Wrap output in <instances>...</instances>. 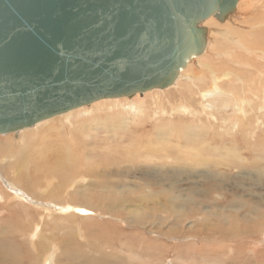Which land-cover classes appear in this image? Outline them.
Listing matches in <instances>:
<instances>
[{"label": "rangeland", "instance_id": "rangeland-1", "mask_svg": "<svg viewBox=\"0 0 264 264\" xmlns=\"http://www.w3.org/2000/svg\"><path fill=\"white\" fill-rule=\"evenodd\" d=\"M213 21L219 27H208L212 33L211 40L214 39L211 43V51L215 57L211 60L201 61L194 72L188 73L191 77H187L189 75L185 74L187 78L181 83L184 82L188 87L177 83L165 90L158 89L150 91L148 94H138L140 100L137 98V101L144 100L145 107L148 105L147 112L152 110L149 112L151 116L145 114L140 116V119H147V122L142 120L141 125L143 130L149 133L144 136L146 143L132 146L133 143L128 144L126 138L119 137L120 135L126 137L125 133L127 132L121 131L116 137L114 135L116 131L113 132L112 129L107 132L85 131L82 137L80 162L72 164V167L64 170L65 175L62 180L58 177L56 179L47 178L52 185L40 187L36 191L38 194L34 196V191L30 195L25 189V187L28 188V184L35 183L29 177L27 169H20V173L23 175L19 176V180L24 179L21 181L23 184H20L21 187L23 186L21 188L20 185L16 186L13 181V175L15 174L14 176L17 177L18 174L4 168L10 162H6V158L0 159V192L3 194L6 192L11 196L18 192L21 198L15 200L24 203V206L19 208L13 201L14 204H11L14 206L9 208L12 215H0V264H45L46 262L50 263V260L51 264H99L100 261L102 264H264V111L260 110V108L264 109V41H256V35L261 31L263 34H260L264 36V31L261 30L264 29V0H249V9L239 21L238 26H232L228 19L224 23H220L215 18ZM213 34L216 36L213 37ZM249 43L254 47L251 48ZM215 75H218L217 78L222 77L226 80L221 79L223 85L221 90L231 92V88L239 87V92H233L237 98L244 99L245 109L242 121L247 122L250 127H253V124L259 126L260 131H257L256 134L259 139L250 140L248 138L250 136L247 134H250L251 131L247 132L246 129L243 131L232 130L234 134L238 135L244 132L246 135L235 136L232 133L225 137L226 132L223 131V128L226 126L231 128V124L227 123L224 126L218 119L234 115V109L233 111L231 108L223 110L220 108V104L216 103L215 106L218 105L219 108L213 114L215 120L210 116L212 110L204 113L201 106L198 105L197 97L200 96V92L196 97L190 91H198L200 87V89L206 87L200 83L201 81L199 88L195 86L197 83L195 79L204 78L208 86L212 82L215 86L213 81L217 79ZM251 81L254 82V85L250 84ZM217 90L219 89L217 88ZM180 93L184 94L180 96ZM192 95L195 96L193 100L190 99ZM261 99L262 102H260ZM187 100L193 102L189 106L202 113V118H189L190 116L178 114L177 109L182 106L181 103ZM126 102L128 103V101ZM95 106L93 104L86 106V110H89L91 115L92 111L97 110L98 114L95 112L94 115H98L100 118L104 117L99 121L102 125L105 123L107 113H114L112 112L114 111L113 107L104 104L103 107H106V110L105 108H91ZM99 113H104V115ZM170 113L177 116L173 118ZM260 113L263 114V117ZM168 114L171 115L168 118L171 121L165 118ZM63 117L61 115L49 119V121L46 120L47 122L43 121L48 124L43 123L42 127H48L56 119L59 121L64 119ZM109 117L110 119H121V123L126 119L117 116ZM71 124L74 125V131L71 134L62 132L60 139L67 137L64 135L78 136L76 131L79 123L71 121ZM153 125L155 127L157 125L158 127L169 126L167 133L171 135L163 136V140L159 142H147L153 132ZM35 127L28 129L33 130ZM179 127L182 129L180 130ZM172 128L174 129L171 130ZM21 133L22 131L17 137L15 134H7L0 135V138L10 137L17 141L20 139ZM195 133L196 138H194ZM216 136H219L221 141ZM103 138H109L110 143L104 141ZM243 139L248 143V146L252 144L253 147H256L257 152L254 153L251 149H246L248 146L244 145ZM188 140H194V142L190 141V147L187 144ZM67 144H63L66 152L69 147ZM209 144L216 149L208 151V153L204 149ZM150 148L155 149L154 155L149 154ZM200 149L206 154L205 157L208 160L230 161L223 166H217L212 162L201 164L200 159L203 155L199 154ZM157 157H160L161 161ZM192 159H195L193 164L184 163L192 162ZM235 159L240 160L242 164H248L247 168L235 170ZM104 161L113 162L109 170L115 171L114 175L107 177L106 180L116 182L119 184L117 185L118 191L127 190V192H131L130 195L121 196L116 193L112 196H103L105 198L96 196V193H100L104 188L103 186L92 188L93 185H88L89 181L97 183L98 178H90L85 172L97 166H104ZM157 162L158 164H156ZM153 172L161 174L162 182L160 177L156 178L152 174ZM176 172H179L180 177L176 175ZM42 176L38 174V180L44 181V176ZM80 176H86V178L81 179ZM56 184L61 189L59 197H55L53 189ZM71 194L74 195L71 196ZM93 197L95 199L90 200ZM89 202L94 207L89 206ZM2 204H4V200ZM53 207L55 208L53 209ZM90 207L98 213H94V215L89 209ZM56 208L62 209V212L65 213L64 217L68 216L71 220L58 222L51 214L61 216L55 210ZM41 212L44 214L51 212L52 218L47 219L44 226V222L40 221L39 214ZM186 220L188 221L186 222ZM40 222L39 228L37 227L38 229L35 231L37 235L35 243L42 240L45 246L39 248L37 244H32V238L31 241H27V236L32 232L34 225L36 226ZM82 226L85 227L84 232H79ZM221 230L222 233H220ZM69 240L71 241L68 242ZM211 242L212 244H210ZM152 243L153 245L149 246ZM239 246L241 250L238 248ZM150 249L154 252H162V260L154 254H148ZM186 249L189 251L188 254L185 253ZM193 250L196 252L193 253L194 255L192 254ZM85 257H88L91 262L85 261Z\"/></svg>", "mask_w": 264, "mask_h": 264}, {"label": "water", "instance_id": "water-1", "mask_svg": "<svg viewBox=\"0 0 264 264\" xmlns=\"http://www.w3.org/2000/svg\"><path fill=\"white\" fill-rule=\"evenodd\" d=\"M239 1L0 0V135L170 88Z\"/></svg>", "mask_w": 264, "mask_h": 264}, {"label": "bare ground", "instance_id": "bare-ground-1", "mask_svg": "<svg viewBox=\"0 0 264 264\" xmlns=\"http://www.w3.org/2000/svg\"><path fill=\"white\" fill-rule=\"evenodd\" d=\"M249 9V0H240L239 1V4H238V7H237V11L235 12L234 15H231L228 20H229V23L232 24V26H238V23L239 21L242 20V18L245 16V14L247 13V10ZM214 17H211L210 19H208L207 21H205L204 26L206 28H208L209 26L211 27H217V24L215 23V21H213ZM259 21V20H258ZM241 23V22H240ZM261 23V22H260ZM240 26V25H239ZM252 28V27H251ZM212 30V29H211ZM264 31V29H261ZM211 31H209V36H208V39H209V45H208V48H207V51L200 57L198 58H195L193 61H191V63L189 64L188 68H186V70L182 73L181 75V78L178 80L180 85L182 84L181 82L182 81H185L187 77H191L188 73L190 72H194L197 68V65L201 63V61L205 60V59H212L215 57V55L212 54V51H211V43H213V41L211 40L212 39V33H210ZM261 34H263V32L261 31L260 32ZM257 34L256 35V41L258 42H263L264 41V36L261 35V34ZM215 34H213V37ZM216 39V38H215ZM238 40V39H237ZM257 42V43H258ZM255 43V42H253ZM251 48L254 47L253 45H251L250 43L248 44ZM217 47V46H216ZM251 52V51H250ZM227 54V53H226ZM248 55V54H247ZM243 57V56H242ZM220 58V57H219ZM223 59V57H222ZM250 60V59H249ZM243 61V60H242ZM249 64V63H248ZM247 64V65H248ZM203 68V67H202ZM252 68V67H251ZM213 70V69H212ZM234 70V69H233ZM253 71V69H252ZM227 72V71H226ZM254 72V71H253ZM219 73V72H218ZM242 73V72H241ZM185 74H188L189 76L185 75ZM248 74V73H247ZM252 74V73H251ZM213 75V74H212ZM187 76V77H186ZM216 76V75H215ZM218 76V75H217ZM217 76L215 78H217ZM257 76V74H256ZM227 77V76H226ZM246 77V76H245ZM260 77V76H259ZM193 78V76H192ZM211 78V77H210ZM214 79V78H213ZM221 79L222 77H218L217 79H214L213 81L215 82V86H214V83L210 81V85L208 86L207 85V82H205L204 78H201V77H198L196 78L195 80H197V83L195 81V86H197L198 88L200 87V85L202 84L204 87V89H198L197 90H191L190 92L195 95L196 97L198 96V93L200 92V96L197 97V99H199V103L198 105L201 106L202 110L205 112H209L210 110L211 111V114L210 116L211 117H214V113L215 111L219 108V106H215V104H220V108L223 109V110H228V109H234V115L232 114V116L228 117V118H225V117H221L219 118L218 120L220 121L221 120V124L225 126V124L229 123L231 124V128L226 126L224 127L223 131L226 132V134L224 135L225 137L226 136H230L232 135V130L233 129H239L240 131H243L244 129H246L247 132L251 131V133L247 134L249 135L250 137H248L250 140L251 139H259L256 134H257V131H260L258 129V127L253 124L252 126L253 127H250V125H248L247 122H244L242 121L243 118H242V115L244 113V104H243V100L241 97L237 98L236 97V94H234V92H239L238 88L234 87V89L231 88V92H225L223 90H221V86L222 83H221ZM227 79V78H226ZM181 80V81H180ZM193 80V79H192ZM212 80V79H211ZM224 80V79H222ZM229 80V79H228ZM263 80V79H262ZM201 81V82H200ZM208 81V80H207ZM226 81V80H224ZM233 81V80H232ZM247 81V80H246ZM201 84H200V83ZM177 83H175L173 86H175ZM199 83V84H198ZM219 83H221L219 85ZM198 84V85H197ZM245 84V83H244ZM250 84H253L254 85V82L251 81ZM184 87H188L184 82L183 84ZM249 85V84H248ZM171 86V87H173ZM260 86V85H259ZM170 87V88H171ZM217 88L219 90H217ZM183 89V88H182ZM187 89V88H186ZM196 89V88H195ZM157 90V89H156ZM234 91V92H233ZM150 91L148 92H145L143 93L144 94H148ZM187 94V92H185ZM190 93V94H191ZM182 94L184 93H180L179 95L181 96ZM190 96L191 100L194 99L195 96ZM239 95V94H238ZM136 96V97H134ZM133 97H123V98H117V99H104V100H101V101H98V102H95L93 103V105L95 107H91V108H99V109H103L105 108L106 110V107H103L104 104H109V106L113 107V110L112 112L114 113H107V116L105 117V123L101 125V123H99L100 120H102L103 118H100L98 115H94V113L96 112L97 113V110L95 111H92V115L90 114L89 110H86V107H82L80 109H76L75 111H72V112H69L67 114H64L62 116H64L63 118L64 119H61L59 121H52L53 123L49 124L48 127H42L43 126V123L44 124H48V123H45V122H42L38 125H36L35 129L31 130V129H24L21 130L22 133L20 135V139L17 140V141H14L12 140V138L8 137V138H5V139H2L0 138V159L1 158H6V162H10L8 166H5L4 168L6 170H11L13 172H16L18 174V176H14L13 175V172H12V175H13V181L15 183L16 186H19L20 184H22V179L21 178V181L19 180V176L20 175H23L20 173V169L22 168H25L27 169L28 173H29V177L32 178V180L35 181V183H31V184H26V186H28V188L25 187V189L29 192L30 195L32 191H34V195H37L38 192L36 193L37 189H39L40 187H45L46 185H48L47 187L51 186L52 184H50V181L47 180V178L49 177H52L53 179H56V177L60 178V180H62V177L65 175L64 173V170L66 169H69V167H72L71 165L72 164H76V163H79L80 162V159L82 156H80V153H81V148L83 146V142H82V137L84 136L83 134H85V131H89V130H99L100 132H107L109 129H112L113 132L116 131V133H114V135L117 137L119 136L120 132H127L125 134L126 137L124 135H120L119 137L121 139H124L126 138L127 141H128V144H132V146H137V145H140V144H143V143H146L145 142V135H148L149 133H146L145 130H143V128L141 127L142 123L143 122H147V119H140V116L143 114L147 115V116H151L149 112H151L149 110V112H147V106L145 107V102L143 101H137L139 98H138V94L134 95ZM189 96V95H188ZM184 97H186L184 95ZM256 97V95H255ZM128 98V99H127ZM138 98V99H137ZM241 98V99H240ZM263 99V98H262ZM262 99L260 102H262ZM140 100V99H139ZM207 102H206V101ZM210 100V101H209ZM260 100V99H259ZM128 101V103L126 102ZM137 102V103H136ZM192 101H185L183 103H181V107H179L177 109V112L179 115H182V116H190L189 118H202V113H199L198 111L196 110H193L192 107H190L189 105L190 104H193V102L191 103ZM206 102V103H204ZM214 102V103H213ZM247 102V101H246ZM251 102V101H250ZM143 103V104H142ZM239 103V104H238ZM245 103V102H244ZM214 104V105H213ZM249 104V103H248ZM251 104V103H250ZM261 104V103H260ZM247 105V104H246ZM108 106V107H109ZM260 106V105H259ZM88 107V106H87ZM161 108H163V106H160ZM197 107V106H196ZM263 107V105H262ZM250 108V107H249ZM82 109V110H81ZM112 110V108H109ZM196 109H199V108H196ZM251 109V108H250ZM79 110V111H77ZM108 110V109H107ZM162 110V109H161ZM164 110V109H163ZM260 110H263L262 108H260ZM260 110H258L260 112ZM75 112V113H74ZM79 112V113H78ZM81 112V113H80ZM102 112V111H100ZM111 112V111H110ZM115 112H118V113H115ZM161 112V111H160ZM194 112V113H192ZM105 113V112H104ZM104 113H99V114H103ZM264 113V112H263ZM98 114V113H97ZM110 114V115H109ZM171 115H173L172 117L175 118V116H177L176 114L174 113H170ZM168 114L165 118H167V120H170L168 119L171 115ZM254 114V113H253ZM258 114V113H257ZM261 114V113H260ZM144 115V117H145ZM209 115V114H208ZM262 117H263V114H261ZM78 116H81L80 118L78 119H75L74 117H78ZM109 116H117V117H120V118H126L124 122H120L121 119H110ZM181 116V117H182ZM250 116V115H249ZM143 118V117H142ZM150 118V117H149ZM164 118V117H163ZM209 118V117H208ZM257 118V117H256ZM215 119V117H214ZM258 119V118H257ZM263 119V118H262ZM142 120H144L142 122ZM216 120V119H215ZM222 120L224 121L222 123ZM230 120V121H228ZM264 120V119H263ZM49 121V120H48ZM71 121L73 122H78V130L76 132H78V136H74L73 135H64V136H67L66 138H61L62 136V132H68V133H72L74 131V125L71 124ZM161 121V120H160ZM171 121V120H170ZM168 121V122H170ZM185 121V120H184ZM248 121V120H247ZM141 122V123H140ZM181 122V121H180ZM258 122V120H257ZM158 123V122H157ZM173 123V122H172ZM42 124V125H41ZM164 124V123H163ZM174 124V123H173ZM185 124V123H184ZM204 124V123H203ZM217 124V123H216ZM165 125V124H164ZM187 125V124H186ZM190 125V124H189ZM154 126V125H153ZM170 126L171 123H170ZM180 126V125H179ZM197 126V125H196ZM160 127V126H159ZM158 127H155L153 128V132H151V137L150 140L148 139L147 142H159L161 140H163V136H168L171 135L170 133H167V128L169 127H165V126H161L160 128ZM175 127V126H174ZM192 127V126H191ZM264 127V126H263ZM180 128V127H179ZM195 128V127H194ZM208 128V127H207ZM169 129V128H168ZM174 128H172L171 130H173ZM182 129V127L180 128V130ZM196 129V128H195ZM205 129V128H204ZM253 130V131H252ZM20 131V132H21ZM140 131V133H139ZM169 131V130H168ZM184 131V130H183ZM119 132V133H118ZM171 132V131H169ZM173 132V131H172ZM171 132V133H172ZM259 133V132H258ZM10 134H15V133H10ZM19 134V133H18ZM18 134H15L16 137L18 136ZM75 134V133H74ZM122 134V133H121ZM246 135V133L244 132H241L240 134L238 135ZM3 135H7V134H3ZM233 135L235 136H238L237 134H234ZM182 136V135H181ZM220 136V135H219ZM219 136H216L219 138V140L221 141V138ZM234 136V137H235ZM7 137V136H6ZM148 137V136H147ZM224 137V138H225ZM196 138V133H195V137ZM237 138V137H236ZM104 139V138H103ZM119 139V138H117ZM216 139V138H215ZM120 140V139H119ZM170 140V139H169ZM181 140V139H180ZM214 140V139H212ZM223 140V139H222ZM264 140V139H263ZM104 141L106 142H109V138H105ZM122 141V140H121ZM190 141L192 140H188L187 141V144H188V147H190ZM215 141V140H214ZM239 141H242V139H239ZM194 142V140L192 141ZM243 142H244V145L245 146H248V143L243 139ZM68 143V144H67ZM110 143V142H109ZM63 144H67L68 149H67V152L64 150V145ZM148 145V144H147ZM143 146V145H142ZM152 147V145H151ZM186 147V146H185ZM145 148V147H144ZM216 148H213L212 146H210V144L207 146V148H205V152H210V151H214ZM246 149H251L254 153L257 152V148L256 147H253L252 144H250ZM84 150V149H83ZM158 153H160L158 151V149H156ZM154 151L155 149L153 148H150L149 150V154L151 155H154ZM83 152V151H82ZM208 152V153H209ZM199 154H202L203 156L201 157L200 159V163L201 164H208V163H214V164H217V166H223V165H226L229 163V161L227 160H224V161H220V162H214L213 160H208V158L205 157V153L200 149L199 150ZM132 155V154H131ZM137 157V156H136ZM132 158V157H131ZM146 158V157H145ZM129 159V158H128ZM157 159L159 161H161V158L160 157H157ZM170 159V158H169ZM168 160V159H167ZM1 161V160H0ZM86 161V160H85ZM103 161V160H102ZM137 161V160H136ZM143 161V160H141ZM171 161V160H170ZM3 162V161H2ZM82 162V161H81ZM178 162V161H177ZM195 162V159H192V162H184L185 164L186 163H190L188 165H191ZM104 163V166H96L97 167H94L90 170H88L87 172H85V174L89 175L90 178H98V181L97 183L95 182H88L89 184L88 185H93L92 188H99L101 186H103L104 189H102L100 191V193H96V196L100 197V198H105L107 196H112V195H115L116 193L121 195V196H128L130 195L131 192H127L126 191H123L121 192L117 190V184L116 182L114 181H111V180H106L107 177H111L112 175H114L115 171H110L109 168H111V164L113 163H110V162H103ZM178 163H181V162H178ZM158 164V162L156 163ZM240 160L238 159H235L234 161V168L235 170H238V168H243V169H246L248 164H242ZM147 165V164H145ZM196 166V165H195ZM108 167V168H107ZM182 167V166H181ZM202 167V166H201ZM2 168V167H1ZM186 168V167H185ZM191 168V167H190ZM133 169V168H132ZM189 169V168H188ZM187 169V170H188ZM134 170V169H133ZM25 171V170H24ZM186 171V170H185ZM190 171V170H189ZM23 172V171H22ZM126 172V171H125ZM20 173V174H19ZM26 173V172H25ZM242 173H245V172H242ZM38 174H41L44 176V181H41L38 180L37 178V175ZM152 174H154V176L156 178H159L162 182L163 178L161 176V174L159 172H153ZM83 175V173H82ZM128 175V173H127ZM176 175H180L179 172H176ZM10 176V175H9ZM42 176V177H43ZM131 176V175H129ZM184 176V175H183ZM182 176V177H183ZM21 177V176H20ZM23 177V176H22ZM116 177H119V176H116ZM180 177V176H179ZM27 178V177H26ZM81 179H85L86 176H80ZM120 178V177H119ZM27 180V179H26ZM25 180V181H26ZM29 180V178H28ZM27 180V182H28ZM38 180V181H37ZM12 181V182H13ZM31 181V180H30ZM121 181V180H120ZM187 181V180H186ZM20 182V183H19ZM33 182V181H32ZM52 182V181H51ZM59 182V181H58ZM122 182V181H121ZM178 182V181H177ZM54 183V182H53ZM124 183V182H123ZM122 183V184H123ZM126 183V182H125ZM124 183V184H125ZM142 183V182H141ZM149 184V183H148ZM23 185V184H22ZM143 185V184H142ZM8 187V186H7ZM21 187V185L19 186ZM23 187V186H22ZM21 187V188H22ZM142 188V187H141ZM45 189V188H44ZM47 189V188H46ZM53 189L55 190V197H59V194H61V189L59 188V186L56 184L55 187H53ZM145 189V188H144ZM188 189V188H187ZM15 190V189H13ZM17 190V189H16ZM15 190V191H16ZM70 190V189H69ZM136 190V189H135ZM143 190V189H142ZM141 190V191H142ZM147 190V189H146ZM149 190V189H148ZM40 191V190H39ZM43 191V190H42ZM183 191V190H182ZM167 192V191H166ZM196 192V191H195ZM0 215H4L6 214L7 216L8 215H12V212L9 210L10 207L14 206L12 204H14L13 201H15L16 203V207H19L20 206H24V203H21L19 202L18 198H21L19 196V193L16 192L14 193L12 196L7 194L5 192V194H3L2 192H0ZM40 194V193H39ZM41 195V194H40ZM53 195V194H52ZM74 194H71V196H73ZM168 195V194H167ZM27 196V195H26ZM95 196V197H96ZM105 196V197H103ZM95 197L91 198L90 200H93L95 199ZM125 198V197H123ZM15 199H18V200H15ZM120 199V198H119ZM4 200V204H2ZM21 201V200H20ZM37 201V200H36ZM203 202V201H202ZM12 203V204H11ZM21 204V205H20ZM58 204V203H57ZM29 205V204H28ZM122 205V204H121ZM30 206V205H29ZM89 206H93L90 202H89ZM94 207V206H93ZM55 207H53L54 209ZM12 209V208H11ZM15 209V208H14ZM52 209V210H53ZM64 209V208H63ZM91 210V212L94 214V213H98V211L92 209L91 207L89 208ZM48 211V209H46ZM61 216H58V215H54V213H51L55 219L59 222V221H62V220H71L70 217H64V214L62 212V209H55ZM65 210V209H64ZM110 210V209H109ZM67 211V210H65ZM69 211V210H68ZM50 213H47L44 214V213H40V221L41 222H44L43 223V226L45 225V222L47 219H50L51 217V214ZM62 213V214H61ZM69 213V212H68ZM201 213V212H200ZM13 214H16L13 212ZM67 214V213H66ZM95 215V214H94ZM99 215V214H98ZM92 216V215H91ZM201 216V215H200ZM72 217V216H71ZM213 217V216H212ZM52 218V217H51ZM115 218V217H114ZM111 219V218H110ZM188 219V218H187ZM79 220H82V219H79ZM112 220V219H111ZM146 220V219H145ZM48 221V220H47ZM188 220H186L187 222ZM38 223L36 226L34 225L33 229H32V232L30 234H28L27 236V241H31L30 239L32 238V244H37V246L40 248L41 246H45V243L41 240H39L37 243H35V239H37V235L35 234V231H37V229L39 228V225L41 224ZM57 222V223H58ZM108 222V221H107ZM109 222L111 223V221L109 220ZM101 224V223H100ZM104 224V223H103ZM102 224V225H103ZM112 224V223H111ZM113 224L116 225V223L113 222ZM108 225V223H107ZM112 227V225H109ZM114 226V225H113ZM38 227V228H37ZM201 227V225H200ZM199 227V228H200ZM208 227V226H207ZM215 227V226H214ZM213 227V228H214ZM85 227L82 226L79 230V232H84L83 229ZM119 228V227H117ZM202 228H204L202 226ZM206 228V227H205ZM107 229V228H106ZM222 229V228H221ZM22 230V229H21ZM42 230V229H41ZM119 230V229H118ZM224 230V229H223ZM225 231V230H224ZM116 232V231H115ZM126 232V230H125ZM217 232V231H216ZM119 233V232H118ZM137 233V232H135ZM219 233V231H218ZM222 233V230L221 232ZM224 233V232H223ZM43 234V233H42ZM20 235V234H19ZM34 235V236H33ZM91 235V234H90ZM117 235V234H116ZM120 235V234H118ZM222 235V234H221ZM33 236V237H32ZM109 236V235H108ZM211 237V236H210ZM244 237V236H243ZM103 238V237H102ZM117 238V237H116ZM155 238V237H153ZM135 239V238H134ZM206 239V238H205ZM252 239V238H251ZM34 240V241H33ZM118 240V239H117ZM214 240V239H213ZM217 240V239H216ZM71 240H69L68 242H70ZM215 241V240H214ZM218 242V241H217ZM222 242V241H221ZM31 244V243H30ZM212 244V242L210 243ZM214 244V243H213ZM153 243L149 246H152ZM222 245V244H221ZM1 246V245H0ZM4 246V245H3ZM216 246V245H215ZM243 247V246H241ZM251 247V246H250ZM256 247V246H255ZM253 247V248H255ZM16 248V247H15ZM188 248H191V247H188ZM202 248V247H201ZM240 249V246L238 247ZM251 248V249H253ZM35 249V248H34ZM256 249V248H255ZM199 250V249H198ZM201 250V249H200ZM237 250V249H236ZM241 250V249H240ZM244 250V249H242ZM248 250V249H247ZM257 250V249H256ZM255 250V251H256ZM113 251V250H112ZM254 251V252H255ZM93 252V251H92ZM204 252V251H203ZM216 252V251H215ZM214 252V253H215ZM238 252V251H237ZM240 252V251H239ZM246 253V251H244ZM142 253V252H141ZM185 253L188 254L189 251H187V249L185 250ZM195 254L196 252L193 250L192 251V254ZM199 253V252H198ZM218 253V252H217ZM220 253V252H219ZM218 253V254H219ZM262 253V252H261ZM148 254H154V256H156L157 258H159L160 260H162V252H154L153 250H148ZM191 254V255H192ZM193 254V255H194ZM240 254V253H238ZM190 255V256H191ZM210 255V254H208ZM240 256V255H239ZM242 256V254H241ZM244 256V254H243ZM90 258V256H89ZM96 258V257H95ZM128 258V257H127ZM251 258V257H250ZM247 259V258H246ZM84 260L87 262H91V260L88 259V257H85ZM100 261V260H99ZM238 262V261H237ZM241 262V261H240ZM245 262H247L245 260ZM259 262V261H258ZM51 260H50V264H51ZM94 263V262H93ZM99 264H102L101 261L98 262ZM234 263V261H233ZM204 264V263H203Z\"/></svg>", "mask_w": 264, "mask_h": 264}]
</instances>
